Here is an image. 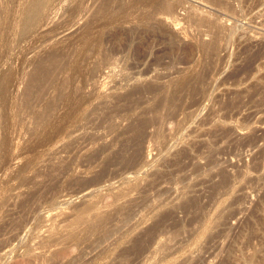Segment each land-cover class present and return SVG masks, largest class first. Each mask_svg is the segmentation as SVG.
<instances>
[{"label": "rangeland", "instance_id": "1", "mask_svg": "<svg viewBox=\"0 0 264 264\" xmlns=\"http://www.w3.org/2000/svg\"><path fill=\"white\" fill-rule=\"evenodd\" d=\"M0 264H264V0H0Z\"/></svg>", "mask_w": 264, "mask_h": 264}, {"label": "bare ground", "instance_id": "2", "mask_svg": "<svg viewBox=\"0 0 264 264\" xmlns=\"http://www.w3.org/2000/svg\"><path fill=\"white\" fill-rule=\"evenodd\" d=\"M162 16H163V18H162V19H165V18H166L165 20H168V16H166V14H165V13H163V14H162ZM169 20H170V19H169Z\"/></svg>", "mask_w": 264, "mask_h": 264}]
</instances>
